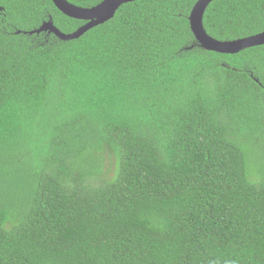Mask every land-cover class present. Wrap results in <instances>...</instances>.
<instances>
[{"label": "trees", "instance_id": "trees-1", "mask_svg": "<svg viewBox=\"0 0 264 264\" xmlns=\"http://www.w3.org/2000/svg\"><path fill=\"white\" fill-rule=\"evenodd\" d=\"M197 1L66 41L26 33L85 23L53 0H0V264H264V45L201 47ZM204 26L262 32L264 0H214Z\"/></svg>", "mask_w": 264, "mask_h": 264}, {"label": "water", "instance_id": "water-1", "mask_svg": "<svg viewBox=\"0 0 264 264\" xmlns=\"http://www.w3.org/2000/svg\"><path fill=\"white\" fill-rule=\"evenodd\" d=\"M134 0H104L87 8L75 5L68 0H53L57 8L65 15L84 20L85 23L73 32H64L52 17L44 21L39 27L26 33H54L62 40H73L81 37L93 27L112 19L118 9L125 3ZM214 0H198L189 17L191 29L199 45L207 50L219 53L235 54L254 46L264 45V31L233 40H220L211 36L204 26V15L208 6ZM3 8V7H1ZM21 31L19 30L18 33Z\"/></svg>", "mask_w": 264, "mask_h": 264}]
</instances>
